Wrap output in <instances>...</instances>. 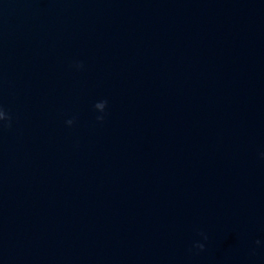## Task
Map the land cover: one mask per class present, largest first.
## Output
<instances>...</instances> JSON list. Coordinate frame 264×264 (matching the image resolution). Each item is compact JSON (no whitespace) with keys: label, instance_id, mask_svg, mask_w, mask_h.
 Here are the masks:
<instances>
[{"label":"clouds","instance_id":"1","mask_svg":"<svg viewBox=\"0 0 264 264\" xmlns=\"http://www.w3.org/2000/svg\"><path fill=\"white\" fill-rule=\"evenodd\" d=\"M78 67H80V65H78ZM105 103H107V101H105ZM10 119H11V117L2 108H0V121H9L10 122ZM97 119L98 120H102L103 117L102 116H98ZM66 123L68 125H71L73 123V120H68V121H66ZM8 126H10V123H9ZM257 243H259V241H257ZM195 247H198L201 250H203L204 245L203 244H197V245H195Z\"/></svg>","mask_w":264,"mask_h":264}]
</instances>
